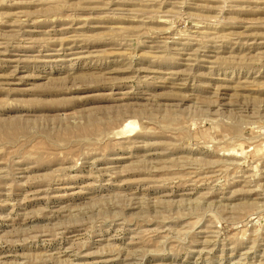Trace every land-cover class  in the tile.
I'll return each instance as SVG.
<instances>
[{
  "label": "rangeland",
  "instance_id": "rangeland-1",
  "mask_svg": "<svg viewBox=\"0 0 264 264\" xmlns=\"http://www.w3.org/2000/svg\"><path fill=\"white\" fill-rule=\"evenodd\" d=\"M0 264H264V0H0Z\"/></svg>",
  "mask_w": 264,
  "mask_h": 264
},
{
  "label": "bare ground",
  "instance_id": "bare-ground-1",
  "mask_svg": "<svg viewBox=\"0 0 264 264\" xmlns=\"http://www.w3.org/2000/svg\"><path fill=\"white\" fill-rule=\"evenodd\" d=\"M204 57V56H203ZM249 85V84H248Z\"/></svg>",
  "mask_w": 264,
  "mask_h": 264
}]
</instances>
